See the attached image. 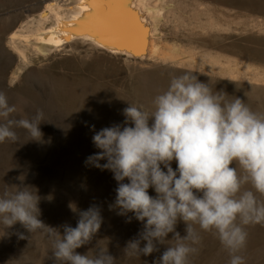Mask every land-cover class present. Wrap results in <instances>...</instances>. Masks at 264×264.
Listing matches in <instances>:
<instances>
[{
    "label": "clouds",
    "instance_id": "obj_1",
    "mask_svg": "<svg viewBox=\"0 0 264 264\" xmlns=\"http://www.w3.org/2000/svg\"><path fill=\"white\" fill-rule=\"evenodd\" d=\"M128 104L123 124L99 131L91 126L92 142L100 151L85 161L86 166L111 171L118 183L109 210L118 209L120 216L132 213L143 223L138 236L127 242L124 254L149 256L159 251L158 244L167 245L153 264H189V257L199 252L203 230L217 234L229 252V264H246L240 254L248 240L245 226L264 225V200L256 195L264 196V114L187 72L174 77L167 90L154 98V111ZM15 113L17 107L0 90V143H18L16 129L26 130L31 140L41 142L44 112L38 110L31 118H17ZM102 160L107 162L101 164ZM234 163L243 174L232 167ZM249 184L255 191L245 188ZM150 188L154 197L149 195ZM38 191L21 184L0 192V237L20 223L30 233H47L57 264H117L108 248L76 251L99 232L103 223L99 206L78 211L70 202L68 207L78 211L76 227L67 223L52 227L40 219ZM179 221L186 225L184 236L176 231ZM142 242H146L143 247Z\"/></svg>",
    "mask_w": 264,
    "mask_h": 264
},
{
    "label": "bare ground",
    "instance_id": "obj_2",
    "mask_svg": "<svg viewBox=\"0 0 264 264\" xmlns=\"http://www.w3.org/2000/svg\"><path fill=\"white\" fill-rule=\"evenodd\" d=\"M247 1L1 0L2 83L52 94L59 124L90 131L123 124L128 103L154 111L185 72L264 114V27L244 28Z\"/></svg>",
    "mask_w": 264,
    "mask_h": 264
},
{
    "label": "rangeland",
    "instance_id": "obj_3",
    "mask_svg": "<svg viewBox=\"0 0 264 264\" xmlns=\"http://www.w3.org/2000/svg\"><path fill=\"white\" fill-rule=\"evenodd\" d=\"M231 11L232 0H229V13ZM3 17L0 0V24ZM241 18L244 28L251 29L252 25H256L262 29L264 0L245 2ZM0 90L5 91L9 103L17 107V113L14 114L17 118H31L38 110L44 112L43 123L40 125L44 133L41 142L31 140L26 130L16 129L18 143L7 140L0 143V192L7 186L21 184L37 188L42 198L39 204L40 219L52 227H60L65 223L76 227L78 211L87 210L96 204L101 208L103 217L101 228L88 245L76 251L83 254L89 249L108 248L109 253L117 259V264H153L166 250L167 245L158 244L159 251L149 256H127L123 252L127 242L138 236L143 223L136 220L132 213L120 216L117 214L118 209L109 210V205L114 204L115 190L118 187L113 173L85 165L87 157L100 151L93 144L92 138H87L94 132L59 124L58 120L64 115L49 106L54 100L52 94L41 97L25 84L5 86L1 75ZM106 162L100 161L101 164ZM171 166L176 170L177 163L173 161ZM232 167H237L242 174L243 170L238 164L234 163ZM20 176H24V180L21 177L23 181L19 179ZM124 182L128 183L127 180ZM49 195L53 197L51 201L46 199ZM149 195H156L154 189H149ZM70 202L75 203L77 212L68 207ZM128 217H133L131 223L126 222ZM185 227L184 222L179 221L176 231L184 236ZM245 227L248 240L240 254L245 257L246 264H264V225L253 224ZM7 232L8 235L0 237V264H57L52 258V240L43 230L30 233L17 223ZM18 233L26 238L20 239ZM200 234L202 243L197 246L199 252L189 257V264H229V252L222 246L217 234L203 230ZM2 235L3 225H0V236ZM171 238L172 234H169L167 239ZM145 243L142 242L141 247ZM58 264L66 262L61 261Z\"/></svg>",
    "mask_w": 264,
    "mask_h": 264
}]
</instances>
